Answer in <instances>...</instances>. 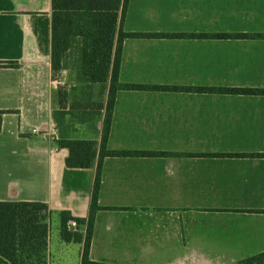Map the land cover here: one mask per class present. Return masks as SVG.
I'll list each match as a JSON object with an SVG mask.
<instances>
[{"label":"crops","instance_id":"0c3cea01","mask_svg":"<svg viewBox=\"0 0 264 264\" xmlns=\"http://www.w3.org/2000/svg\"><path fill=\"white\" fill-rule=\"evenodd\" d=\"M52 12V0H0V62L18 63L0 66V111H11L0 113V201L46 203L50 263L82 264L84 242L53 247L52 224L62 210L89 217L99 160L70 168L56 139L100 142L105 110L74 66L54 78ZM123 27L187 35L126 38L123 83L264 88V0H129ZM80 85L64 108L58 91ZM108 147L147 154L104 158L92 259L241 264L264 252V94L120 89Z\"/></svg>","mask_w":264,"mask_h":264},{"label":"trees","instance_id":"16d2710c","mask_svg":"<svg viewBox=\"0 0 264 264\" xmlns=\"http://www.w3.org/2000/svg\"><path fill=\"white\" fill-rule=\"evenodd\" d=\"M129 0H52V69L57 76L69 66L78 72V82L100 86L97 108L105 110L103 137L100 142L88 139H60L59 148L69 154L70 168H90L99 160L89 217L80 218L69 210L60 212V234L65 242H84L82 264H112L91 258L90 246L99 203L103 160L107 156L147 154L146 152L112 150L108 147L116 96L128 90H191L230 94H264V88L186 87L123 83L120 64L124 40L128 37H171L156 33H132L124 30ZM207 38H247L249 34H202ZM263 36L264 35H258ZM72 62V63H71ZM0 66L16 67V62H0ZM92 93L85 92V96ZM60 104L68 102L66 91H58ZM102 97V98H101ZM89 100V99H88ZM11 111H0V113ZM116 208V207H108ZM52 211L40 201H0V254L11 264H51L49 245ZM49 220V221H48ZM70 221L76 222L72 227ZM86 226V232L82 231ZM241 264H264V252L246 257Z\"/></svg>","mask_w":264,"mask_h":264},{"label":"rangeland","instance_id":"374dc122","mask_svg":"<svg viewBox=\"0 0 264 264\" xmlns=\"http://www.w3.org/2000/svg\"><path fill=\"white\" fill-rule=\"evenodd\" d=\"M70 72L69 73H73V71H72V69H70L69 70ZM72 80V79H71ZM75 82H77V79L75 78V79H73ZM82 86H83V84H82ZM81 85L79 86V88H77L76 90L74 89V90H72L71 88H70V90L71 91H66V94H67V97L69 98L68 99V103H71V102H73V99H72V97H75V95H76V93H79V91H81L82 89H83V87H82ZM66 87H68V84H66ZM70 87V86H69ZM97 88H98V90H100V86H98V84H97ZM84 90V89H83ZM53 228H52V246L53 247H58V246H60V245H62V244H64L65 242H61V234H60V230H57L56 229V225H55V222H53ZM65 245V244H64ZM73 245H77V243H73ZM53 264H57V262L55 261Z\"/></svg>","mask_w":264,"mask_h":264},{"label":"built area","instance_id":"2783aa9c","mask_svg":"<svg viewBox=\"0 0 264 264\" xmlns=\"http://www.w3.org/2000/svg\"><path fill=\"white\" fill-rule=\"evenodd\" d=\"M70 224H71L72 227H74V228L76 227V222L75 221H70Z\"/></svg>","mask_w":264,"mask_h":264}]
</instances>
